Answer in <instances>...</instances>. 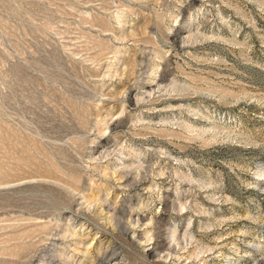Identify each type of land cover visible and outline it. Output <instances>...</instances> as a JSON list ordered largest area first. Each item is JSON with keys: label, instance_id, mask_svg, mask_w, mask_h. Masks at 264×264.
<instances>
[{"label": "rangeland", "instance_id": "obj_1", "mask_svg": "<svg viewBox=\"0 0 264 264\" xmlns=\"http://www.w3.org/2000/svg\"><path fill=\"white\" fill-rule=\"evenodd\" d=\"M0 264H264V0H0Z\"/></svg>", "mask_w": 264, "mask_h": 264}]
</instances>
